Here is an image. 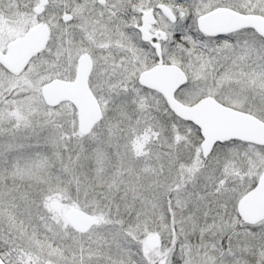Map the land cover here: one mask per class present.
Here are the masks:
<instances>
[{"label": "snow or ice", "instance_id": "snow-or-ice-1", "mask_svg": "<svg viewBox=\"0 0 264 264\" xmlns=\"http://www.w3.org/2000/svg\"><path fill=\"white\" fill-rule=\"evenodd\" d=\"M0 264H264V0H0Z\"/></svg>", "mask_w": 264, "mask_h": 264}]
</instances>
